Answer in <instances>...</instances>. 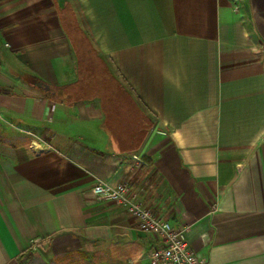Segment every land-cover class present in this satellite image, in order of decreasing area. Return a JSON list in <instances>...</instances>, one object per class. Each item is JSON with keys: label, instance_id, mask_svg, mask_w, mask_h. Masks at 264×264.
I'll list each match as a JSON object with an SVG mask.
<instances>
[{"label": "crops", "instance_id": "obj_1", "mask_svg": "<svg viewBox=\"0 0 264 264\" xmlns=\"http://www.w3.org/2000/svg\"><path fill=\"white\" fill-rule=\"evenodd\" d=\"M239 4L0 0V264L45 243L150 264L153 236L92 190L121 182L207 264H264V0ZM63 15L113 84L80 80Z\"/></svg>", "mask_w": 264, "mask_h": 264}, {"label": "built area", "instance_id": "obj_2", "mask_svg": "<svg viewBox=\"0 0 264 264\" xmlns=\"http://www.w3.org/2000/svg\"><path fill=\"white\" fill-rule=\"evenodd\" d=\"M232 1L235 2L236 8L240 6L239 0ZM92 190L100 200L113 201L124 207L127 212L138 218V229L153 236V244L149 249L150 264H207L191 247L185 228L146 205L132 190L130 183H97Z\"/></svg>", "mask_w": 264, "mask_h": 264}, {"label": "rangeland", "instance_id": "obj_3", "mask_svg": "<svg viewBox=\"0 0 264 264\" xmlns=\"http://www.w3.org/2000/svg\"><path fill=\"white\" fill-rule=\"evenodd\" d=\"M73 245L70 250L63 253H55L48 243L35 245L25 256V264H131L120 259V252L113 246L93 244L86 249H77Z\"/></svg>", "mask_w": 264, "mask_h": 264}, {"label": "trees", "instance_id": "obj_4", "mask_svg": "<svg viewBox=\"0 0 264 264\" xmlns=\"http://www.w3.org/2000/svg\"><path fill=\"white\" fill-rule=\"evenodd\" d=\"M65 11V15H66ZM63 15V25L72 44L75 57L77 58L80 80L93 79L108 85L113 84L115 79L110 67L95 48L90 37L85 33L80 24H74ZM33 79H37L36 76Z\"/></svg>", "mask_w": 264, "mask_h": 264}, {"label": "water", "instance_id": "obj_5", "mask_svg": "<svg viewBox=\"0 0 264 264\" xmlns=\"http://www.w3.org/2000/svg\"><path fill=\"white\" fill-rule=\"evenodd\" d=\"M35 84L40 87V88H43V89H48L49 88V85L46 84L45 82H43L42 80H36L35 81Z\"/></svg>", "mask_w": 264, "mask_h": 264}]
</instances>
